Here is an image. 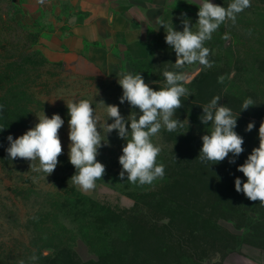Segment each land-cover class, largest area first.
<instances>
[{"label":"rangeland","instance_id":"1","mask_svg":"<svg viewBox=\"0 0 264 264\" xmlns=\"http://www.w3.org/2000/svg\"><path fill=\"white\" fill-rule=\"evenodd\" d=\"M7 1L16 4V10L22 11L16 0ZM210 2L227 7L231 0ZM199 4L200 0H167L164 4L165 12L160 18L169 25L172 22L175 30L183 31L181 14L184 13L195 31ZM21 15L22 13L16 17L17 21ZM26 20L27 22L23 17L20 24L17 23L13 28L16 37L9 39L11 51L15 52L27 43L42 54L35 56L31 62H24L22 66L12 63L14 59L11 53L3 55L7 67L6 78L3 79L4 94L18 115L17 123L13 125L16 130L12 133L10 130V135L13 139L21 136L34 127L38 123L37 117L44 113L49 118L53 114H59L64 120L59 131L63 154L59 156V164L54 172L47 176L42 171L30 169V161L19 158L10 160L6 150L0 152L4 156L0 162V264H32L35 259L34 249L27 238L29 222L34 216L39 215L42 221L50 223L55 212L58 220L74 229L78 222L96 218L104 206L131 209L135 200L129 193L149 202L155 188L142 190L136 187L140 186L139 183L127 180V174L124 180L120 179L122 166L118 158L122 155V147L126 142L118 137L115 130L107 136L108 146H102L98 150L97 160L106 166V172L102 179L96 181L95 189L84 192L70 180L76 170L68 159L70 141L66 104L81 99L90 101L101 123L108 118L106 107L99 103L101 100L106 105H118L125 118L131 111L139 114V109L131 108L127 101L120 104L119 98L123 90L117 83L119 74L140 73L145 83L154 90H159L166 83L163 72L174 70L176 60L174 50L165 42L164 28L156 23L149 29V38L154 45L149 60L130 62L128 56L123 55L105 74L77 73L63 63L52 62L45 56L42 42L47 37V31L52 29V25L47 23L50 20L33 23L28 18ZM10 25L15 26L13 23ZM8 26L7 24L6 27ZM225 34L230 36L227 41L222 38ZM204 46L210 50L208 60L212 66L203 68L186 85L189 99L195 101V112L189 115L181 107L177 110L176 117L184 121L183 127L172 132L162 127L151 138L154 145L161 149L157 164H163V176H169L176 168L175 161H180L179 149L183 147L180 141L190 136L202 143L201 137L210 132L211 123L206 126L200 122L199 117L203 114L202 107L216 96L221 97L219 104L229 107L233 116L239 115L234 131L244 139L243 153L238 157H233L230 153L226 159H235V162L242 165L253 148L259 146L258 130L264 120V0H251V7L237 15L235 24L231 21L221 24ZM197 66H186L185 70L191 73ZM219 77H224L223 82L219 81ZM248 98L254 101V106L241 111L244 100ZM107 122L114 121L109 119ZM249 122H254L255 125L251 132L245 131ZM101 135L104 136L105 133L101 131ZM5 140L3 138L0 142ZM32 163L35 167L39 166L38 161ZM153 182L144 186L150 187ZM217 187L221 188V185ZM233 194L239 196L237 204L231 202ZM224 198L229 202L225 207L228 210L219 214L226 218L219 221L221 230L213 234L217 250L224 252L212 257L207 264H254L244 251L264 248V205L259 201H250L230 184ZM199 205L198 202L195 203V207L198 208ZM200 220L195 222L196 226L199 227V223L205 221L210 226L208 220ZM48 254L50 251L45 250V255ZM79 254L84 260L90 257L87 248L83 246L80 247Z\"/></svg>","mask_w":264,"mask_h":264},{"label":"clouds","instance_id":"2","mask_svg":"<svg viewBox=\"0 0 264 264\" xmlns=\"http://www.w3.org/2000/svg\"><path fill=\"white\" fill-rule=\"evenodd\" d=\"M43 2V0H41ZM251 7V0H231L227 7L214 4L210 0H200L198 19L193 25L181 14L183 31H177L171 25L157 18V23L165 31V42L175 52L176 60L174 70H165L163 76L166 83L159 90H154L145 83L143 77L131 72H121L117 83L123 90L119 98L120 104L127 103L133 109H139V114L131 111L125 118L121 115L118 105H106L107 119L101 123L90 101L81 99L70 101L66 104L68 110V159L75 168V174L70 178L84 192L94 190L96 181L102 179L106 166L97 160L99 149L108 146L107 136L112 131L118 132V137L126 143L122 147V155L119 156V164L122 169L120 179L140 185L151 184L157 178L163 177L164 166L157 164L160 147L154 145L152 137L159 133L162 127L169 132L183 127V122L176 117L177 110L183 107L182 97L189 96L190 84L194 77L203 68L211 67L208 60L210 50L204 46L205 42L212 38V34L226 21L236 22L237 15L246 8ZM229 40L230 36L222 37ZM189 73L186 66H196ZM224 77H219L223 82ZM221 97L212 98L210 103L203 106V114L199 120L204 125L211 123L210 132L201 137L202 147L199 151L201 161L219 164L229 157L240 156L243 151L244 139L234 129L237 127L238 116H233L232 110L225 105H220ZM254 106L251 98L245 99L242 110ZM176 117V118H174ZM38 123L28 129L21 136L13 139L7 137L9 147L6 149L8 158H17L30 161V169L42 171L51 175L59 164V156L63 154V146L59 131L64 125V120L59 114H53L49 118L45 113L37 117ZM111 119L114 122L108 123ZM254 122H249L245 131L251 132ZM101 131L105 133L101 135ZM259 146L253 148L250 155L237 171L243 173L246 181L239 177L235 179V190L243 193L250 201H259L264 205V120L261 121L259 130ZM38 161L35 167L32 162ZM235 163V159L229 160Z\"/></svg>","mask_w":264,"mask_h":264},{"label":"trees","instance_id":"3","mask_svg":"<svg viewBox=\"0 0 264 264\" xmlns=\"http://www.w3.org/2000/svg\"><path fill=\"white\" fill-rule=\"evenodd\" d=\"M15 5L0 0V140L6 138L0 142V152L10 146L7 137L10 130L11 133L16 130L13 125L18 116L4 94L7 67L3 55L11 53L12 63L22 66L42 54L27 43L11 51L9 39L16 37L13 28L20 24L21 18L17 21L16 17L22 13ZM182 102L189 115L195 112V101L185 96ZM180 142L181 158L175 161L173 174L157 178L150 187L136 186L142 190L156 189L149 202L129 193L135 200L131 209L104 206L96 218L92 221L86 218L74 229L58 220L55 212L50 223L34 216L27 238L34 249L32 264H207L223 253L224 250H217L213 235L221 230L219 221L226 218L219 213L228 210L225 207L229 202L224 198L228 185L235 186L237 177L245 182V177L237 171L239 164L229 163L230 159L215 165L201 161L198 155L202 143L196 138L189 136ZM1 158L2 154L0 162ZM238 197L233 194L231 202L237 204ZM198 220H208L210 226L205 221L198 227L195 223ZM82 246L90 255L87 260L80 257ZM45 250L50 254L45 255Z\"/></svg>","mask_w":264,"mask_h":264},{"label":"crops","instance_id":"4","mask_svg":"<svg viewBox=\"0 0 264 264\" xmlns=\"http://www.w3.org/2000/svg\"><path fill=\"white\" fill-rule=\"evenodd\" d=\"M167 0H16L21 19L47 21L52 29L42 42L44 54L81 74H105L123 55L131 61L151 58L149 29L165 12ZM25 14V16H23ZM52 21V22H51ZM52 23V24H51ZM264 264V248L244 251Z\"/></svg>","mask_w":264,"mask_h":264}]
</instances>
